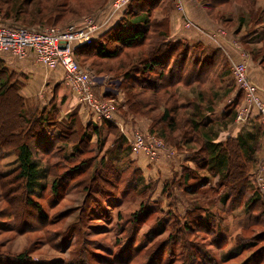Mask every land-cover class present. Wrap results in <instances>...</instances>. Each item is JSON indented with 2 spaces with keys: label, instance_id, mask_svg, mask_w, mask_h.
<instances>
[{
  "label": "trees",
  "instance_id": "trees-1",
  "mask_svg": "<svg viewBox=\"0 0 264 264\" xmlns=\"http://www.w3.org/2000/svg\"><path fill=\"white\" fill-rule=\"evenodd\" d=\"M172 1H130L123 12L120 27L98 35L91 45L77 46L74 54L76 59L92 57L108 61L124 55L128 61H122L123 64L121 62L118 66L122 75L113 78L121 80L118 89L125 94L122 106L139 117L157 111L151 120L153 125L162 127L159 136L167 144L192 154L189 158L192 167L183 165L177 181L183 197L190 204L183 215L174 214L177 217L171 225L172 230L164 240L153 243L145 262L161 264L155 262L158 261V252L167 250L170 244L176 242L181 248L182 256L178 264H201L200 257L206 259L209 253L200 250L194 244L196 241L189 239L192 232L207 235L211 243L209 246L213 247V243L228 237V232L218 228L222 224V219L218 216L228 215L236 207L239 208L244 220H248L242 230L259 226L260 220L264 219V204L252 181L258 165V134L262 130L257 124L259 128L255 127L248 135H238L234 140L227 139L221 143L213 142L216 136L215 125L219 126V123L207 122L206 113L213 111L234 90L230 69L224 53L219 49L202 55L204 49L200 43L189 45L168 39L169 20L166 11ZM199 1L210 19L216 22L224 20L220 16L214 17L212 10L226 0ZM76 2L87 10V14H92L101 10L107 0H0V24L25 28H65L83 18L73 5ZM253 8L254 4L250 7L252 11L248 13L250 21L247 23H254L255 28H261L264 25V7L257 10ZM156 14L162 16L161 19H157ZM229 20L225 18V21ZM238 22L240 30L246 20L241 16ZM260 32L257 35L256 29H252L240 39L244 52L264 71V29ZM255 39L256 43L250 45V41ZM257 46L262 47L256 49ZM138 50L141 51L136 53ZM23 76L11 72L0 60V96H11V99L16 100V107L25 105L20 94L23 87L17 81V77ZM182 90H189L192 98L181 96ZM144 93H150L151 96L146 97ZM240 100L241 93L240 96L236 93L222 116L223 121L226 119L221 122L222 125L235 119ZM121 102H117L116 106ZM160 105L164 106L162 112H159ZM48 108L47 111L22 120L20 127L17 125L21 129L18 132L15 131L16 128L8 126L6 121L4 125H0V154L3 151L4 154L10 152L9 147L5 146L8 131L15 139L14 171L5 175L0 173L1 200L7 205L0 211V216L15 219L19 217L21 189L25 192L24 207L31 210L33 205L39 214L41 207L32 196H42L48 188L57 194L63 181L70 175L78 177L73 186L81 188L86 194L82 207H86L88 200L100 205L101 199L115 195L119 190L118 182L122 173L129 169L125 165V151L128 150L131 154V149L123 137H120L121 141L113 152L101 153L105 143L103 133L104 130L111 129V122L104 120L99 124L91 120L83 124L77 109L60 114V109L54 102ZM154 131L150 128V133ZM38 153L43 154V157L52 155L57 159L50 162L49 159L38 158ZM70 162H78L79 165L74 164L68 170L65 164ZM109 167L113 170V178L108 180L103 177V172ZM59 168L63 171H59ZM210 178H218L215 187H209ZM68 213H63L61 218ZM140 214H147L146 207H142ZM137 223L138 218L131 220L130 226ZM159 226L161 229L156 232L164 233L161 219L157 221L155 228ZM259 239L261 238L256 236L250 237L249 243L253 247L257 246ZM124 254L122 251V258ZM19 257L9 259L1 253L0 264H32L23 260L24 255ZM77 262L89 264L81 260ZM261 263L264 264V248L252 253L241 264ZM120 264H131V260L121 261Z\"/></svg>",
  "mask_w": 264,
  "mask_h": 264
},
{
  "label": "rangeland",
  "instance_id": "rangeland-1",
  "mask_svg": "<svg viewBox=\"0 0 264 264\" xmlns=\"http://www.w3.org/2000/svg\"><path fill=\"white\" fill-rule=\"evenodd\" d=\"M110 1L111 0H107V3L101 10L92 14H87V10L82 9L78 2L73 4L75 9L81 13L80 16L83 17L79 22L90 17L93 18L98 16L97 14L101 13V24H105V26L110 24L115 18L111 15L114 7L109 5ZM196 1L202 7V3L199 0ZM253 4V10L263 8L264 0H226L212 10V15L214 17L220 16L221 19H224L221 22L210 19L207 11L202 7L208 18L217 25L211 36L213 38H221L222 36L226 38L229 37L232 43H239V48L244 50L243 42L240 37H244V35L252 29H256V33L259 35L261 29H264V25L261 28H255L256 24L253 23V26L247 23L250 21L248 13L252 11L250 7ZM179 7L183 12L179 10ZM172 10L180 15L182 27H185L184 23L187 19L195 25L188 15L186 0H173L171 6L167 8V16ZM241 16L245 18L246 23L244 27L239 30L238 18ZM225 18L230 20L225 21ZM72 19L73 17L70 18V20ZM192 28L193 27H189L186 29ZM253 38L254 37H252V39ZM235 39L239 40V42H235ZM260 47L257 46L255 48L257 49ZM140 51L141 50H138L136 53ZM202 55H206V53H202ZM249 60L252 61L250 57ZM77 61L94 77H110L109 79H111L116 78L118 75H122L120 74L122 72L118 71V66L122 61L126 63L128 60L122 55L115 60L109 61L92 57H77ZM121 64H123V62ZM17 81L22 87L29 84L27 75L17 77ZM96 84H99L98 81ZM99 93L100 91L97 90L96 96L100 97ZM51 94V87H49V89H43L40 94L28 97L21 94L24 98L25 105H20V107H16L17 103H14L16 100L11 99L12 97L8 94H6L7 96H0V125H4L3 123L6 121L8 126L16 128L15 131L18 132L21 130L19 127L22 120L35 116V113L47 111L50 103H56L57 107L60 109V114L70 109L66 106H61L55 98L56 95L53 96V99ZM143 95L146 97L151 96L150 93L147 95L144 93ZM181 96L186 97V99L192 98V94L189 90H182ZM102 99L111 101L114 104L116 114L115 120L111 123V129L105 130L103 133L105 143L101 153L113 152L117 144L121 141L120 137H123L122 139H124L129 146L120 127L128 135H131L132 131L135 130L143 136H149L163 142L166 150L161 152L160 155L162 153L166 154L165 157L169 161L167 166L168 172L162 173L155 168L156 161L160 158V155L156 161L147 159L151 164L144 165V160H139L137 157V155L140 154L131 156L133 154H129L130 151L126 150L125 156L127 160L125 161V165L128 166L129 169H126L122 173L121 180L118 182L119 190L114 196H106L101 199L100 205H96L94 201L88 200L86 207H82L84 206L86 194L81 188L73 186L78 180V177H72L70 175L66 181H63L57 194L52 193L48 188L42 193V196H32L35 203L41 207L39 214L33 205L31 210L24 207L26 198L25 192L21 189L20 198L22 200L19 217L15 219L5 215L0 216V254H4V256L9 259L14 257L20 258L19 255H24V259L21 258V260L23 259L26 263L32 262V264H68L72 262V264H78L77 261L80 260L86 261L89 264H120L121 261L125 260H131V264H149V262H145V258L152 251L151 248H153V243L164 240L167 237L170 230H172L171 225L177 217L174 214L183 215L186 211L190 203L183 197L177 181L181 174L180 168L182 169L183 165L188 164H186L185 161L182 163H180V161H174V158L177 156L178 147L167 144L165 140L159 136L162 127L160 125H153L151 120L152 116L156 115L158 112L154 111L140 117L128 112L126 110L127 108L122 106L125 101V94L123 93L122 102L117 106V102L120 101H112L106 98ZM163 108L164 106L160 105L159 112H162ZM17 125H19V127ZM150 128L155 130V134L150 133ZM9 133L10 131H8L9 137L7 138L5 146L9 147L8 151L10 152L4 154L3 151L4 155L0 154V173L4 175L13 172L15 167V148L13 144L15 139L13 136H10ZM53 149L55 150L56 148ZM143 156L146 158L145 155ZM191 156L192 154H189V156L185 158L190 160L189 158ZM39 157L44 160L49 159L50 162H55L57 159H55V157L53 158L52 155L43 157V154L38 153V158ZM140 162L143 164L142 166L139 164ZM74 164L79 165L78 162H70L65 164L66 169L70 170V167ZM259 165H264V161H260L257 165V169ZM257 169L253 173L254 178L258 172ZM59 171H63V169L59 168ZM112 172V168H107L103 172V177L108 180L112 179ZM138 177H140L142 181ZM254 178L252 181L253 186L256 188ZM217 180L218 178H210L209 187H215ZM49 181H51V179H49ZM20 183L22 185V182ZM6 206V203L1 200L0 194V211L5 209ZM142 207H146V215L140 214ZM63 213L68 214H66L64 218H61ZM134 218H138V223L135 226H130V221L135 220ZM218 218L222 219V224L219 221L220 226H218V228L225 230L226 233L228 232V237L226 239H219L218 243H213V247H211L209 246L211 243L207 235L192 232L191 237H189L190 240L196 241L194 244H196L200 250H206L209 253L206 259L200 257L199 263L241 264L249 259L252 253L264 248V234H262L264 233V219L260 220L259 226L242 230L241 228H243V225L247 223L248 220H244L243 215L239 213V208L236 207V209L229 212L228 215L226 214L223 216L222 214L218 216ZM160 219L162 221V226L165 228L164 233L156 232L157 229H161L160 226L159 228H155L157 221L159 222ZM130 228L132 230H130ZM254 236L260 237L261 239L257 242V246L253 247L249 243V239ZM248 244L250 247H248ZM122 251L125 253L123 258ZM180 257H182L181 248L178 243L174 242V244L172 243L169 245L167 250L158 252V261L155 262H160L161 264H172L176 262V264H178Z\"/></svg>",
  "mask_w": 264,
  "mask_h": 264
},
{
  "label": "built area",
  "instance_id": "built-area-1",
  "mask_svg": "<svg viewBox=\"0 0 264 264\" xmlns=\"http://www.w3.org/2000/svg\"><path fill=\"white\" fill-rule=\"evenodd\" d=\"M130 1L132 0H111L109 5L114 7L111 15L116 17L122 14ZM179 10L183 12L180 7ZM98 20V16L90 17L63 29L9 27L0 24V55H8L20 61L31 53L44 68L50 70L61 68L64 73V85L76 106L84 111L86 121L94 120L100 124L105 120L112 123L116 114L114 104L103 100L101 96H96L94 86L99 79L82 67L74 54L77 46H88L93 43L97 31L102 26ZM184 25L185 28H195L188 19ZM229 69L236 92L242 95L234 123L242 125L254 115L264 136V100L261 98L264 90L262 91L249 78L247 60L232 62ZM120 129L129 143L132 154H142L148 160L156 161L160 153L166 150L161 141L143 136L135 130L128 135L121 127ZM257 171L254 183L264 203V165H259Z\"/></svg>",
  "mask_w": 264,
  "mask_h": 264
},
{
  "label": "crops",
  "instance_id": "crops-1",
  "mask_svg": "<svg viewBox=\"0 0 264 264\" xmlns=\"http://www.w3.org/2000/svg\"><path fill=\"white\" fill-rule=\"evenodd\" d=\"M186 8L188 11V15L191 20L195 23L196 27L192 29H186L182 27V23L180 22V15L172 10L168 15V39L172 42L182 41L188 43L189 45L200 43L203 46L204 52L208 53L212 50L219 49L224 53L227 64L230 68V64L232 62H240L242 60H247L248 62V74L249 78L253 83H255L259 88L264 90V71L258 66L255 62L250 61L249 57L244 54V50L239 48V43L234 44L229 40V37L222 36L221 38L212 37L214 28L217 26L214 22H212L202 7L196 0H186ZM101 14V13H100ZM100 14H98L99 22ZM123 17V13L117 15L115 20L112 23L105 26L102 24L101 28L97 31L96 36L103 34L111 28L120 27L121 26V18ZM155 17L157 19H161V17L156 14ZM101 23V22H100ZM120 25V26H119ZM127 30V29H126ZM230 34V33H229ZM232 35V34H230ZM239 42V40L235 39V42ZM256 43V39L250 41V45ZM257 45V44H256ZM240 49V50H239ZM0 60L3 61L4 65L11 71L21 75H27L29 78V84L25 85L21 94L23 96H32L36 94L42 93L43 89H49L51 87V97L59 103H62L61 106H66L69 110H73V108H78L75 104L74 99L72 98L69 90L64 85L63 76L64 73L61 68H56L53 70L44 68L40 63H38L34 56L29 53V55L23 60H15L12 59L8 55H0ZM99 79V84L94 86V90L100 91V96L111 99L112 101H121L122 100V92L118 89L120 84V79L113 80V78L109 79L106 77L97 76ZM231 78V77H230ZM232 80V79H231ZM118 82V83H117ZM114 84V86H113ZM95 92V93H96ZM236 94V89L226 95L217 106L214 107V110L206 113V121L209 123L217 122L219 126L215 125V134L216 136L213 138L214 143H221L226 141L227 139H236L238 135H248L253 132L255 127L257 126V120L255 116L248 118L242 125H237L231 120L226 123V125H222L223 121L222 116L226 111L227 105L233 100ZM240 96V93H239ZM261 98L264 100V93H261ZM56 101V102H57ZM241 101V100H240ZM76 110V109H74ZM77 114L81 119V122L86 123V116L84 115V111L78 108ZM226 120V119H225ZM225 120L223 122H225ZM224 124V123H223ZM259 128V127H258ZM105 131V130H104ZM259 138L257 140L258 151L257 159L258 164L261 160L264 161V136L262 132H259ZM187 154V155H184ZM186 150H178L177 156L174 158V161H180L182 163L185 161L186 164L192 167V163L190 160L185 158L189 156ZM136 156V155H131ZM166 154L162 153L160 158L156 161L155 168L160 172H168V164L169 161L165 157ZM137 157L144 160V165L151 164L147 158H145L142 154L137 155ZM141 166L143 165L141 162L139 163ZM257 169V167H256ZM181 170V168H180ZM240 211V210H239ZM241 213V212H239Z\"/></svg>",
  "mask_w": 264,
  "mask_h": 264
}]
</instances>
